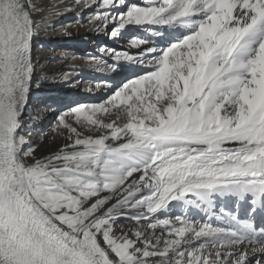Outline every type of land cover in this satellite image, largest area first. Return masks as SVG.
Instances as JSON below:
<instances>
[{"label": "snow or ice", "instance_id": "obj_1", "mask_svg": "<svg viewBox=\"0 0 264 264\" xmlns=\"http://www.w3.org/2000/svg\"><path fill=\"white\" fill-rule=\"evenodd\" d=\"M76 7L127 45L92 57L96 102L34 91L59 5L0 0V264H264V0Z\"/></svg>", "mask_w": 264, "mask_h": 264}, {"label": "rangeland", "instance_id": "obj_2", "mask_svg": "<svg viewBox=\"0 0 264 264\" xmlns=\"http://www.w3.org/2000/svg\"><path fill=\"white\" fill-rule=\"evenodd\" d=\"M136 2H139V0H136ZM78 8L76 7L74 10H72L69 16H66L64 20L59 23L58 27L54 31H48V32H54V34L60 33L65 31L67 27L70 26H65L67 23H75L76 19L74 17L77 14ZM45 32L41 33L39 35V38L42 40L45 37ZM85 34H83L84 36ZM106 41L105 44L107 47H113L117 49H126L127 45L125 44H116L114 43L108 36L105 37ZM96 41H86V42H79L75 45L76 49L73 48L74 45H70V47H67V49L73 50L76 54H74L77 60L82 61L83 63L81 64L79 62V66H71L72 60L65 59L63 61V65H61V57L55 56L54 54L57 52L56 50L60 48H64V46L55 45L52 46L50 45L49 48H46L43 46V48H46L48 56V63L50 65L48 66L45 72L46 76L45 79L41 81H37L40 85L39 88L34 89L35 93H37L40 97H48V96H56L60 97L66 101H72V100H79L82 102H96L98 98H100L102 95H106L107 93L99 94L95 91L93 92H88L86 91L87 87L85 86H80L78 85L81 81L84 83L86 79H89L93 81L92 83H96L97 81H102L106 78V73H101L98 72L95 64L96 61L92 59V57H97V58H102L101 53L98 51V48L102 46V44L98 41L97 38H93ZM58 43H60L59 39H55ZM92 42H96V46ZM109 45V46H108ZM71 46H73L71 48ZM94 46V48L92 47ZM42 48V49H43ZM134 51V50H133ZM69 66V67H68ZM66 73H71L70 78L65 81L64 75ZM67 97V98H63ZM32 110L40 113L44 117V122L47 123L49 128L52 131V128L54 127V117L56 115L55 112H49L46 111L41 105L38 103H35L32 106ZM35 136V132L33 133L32 137ZM33 139V138H32ZM39 154L40 155H45L41 149H39Z\"/></svg>", "mask_w": 264, "mask_h": 264}, {"label": "bare ground", "instance_id": "obj_3", "mask_svg": "<svg viewBox=\"0 0 264 264\" xmlns=\"http://www.w3.org/2000/svg\"><path fill=\"white\" fill-rule=\"evenodd\" d=\"M43 3L45 7H48L50 3L58 4L59 10L62 14L53 17L52 25L40 32V34L43 32L46 33L43 40L39 37L36 40H34L33 58H34V63L36 65L34 80L36 82L45 79L46 76L45 69H47L48 66L50 65V63H48L47 61L48 56L46 55L48 54H47V50L45 49L49 48L50 45L55 46L56 44L57 45L60 44L61 46H64V48H60L56 50L57 52L54 55L61 57L62 59L61 65H63V61H65V59H68L73 61L72 64L70 65L75 67L79 66V62L81 64L83 62L77 60L76 57H74L75 56L74 54L76 53L73 50L67 49V47H70V45H74V47L71 46V48L73 47L76 49L77 45L75 44L79 42L84 43L89 40L96 41L93 38H97L98 41L102 44V46H107V45H103L105 44V42H107L105 40L106 39L105 37H107V35H105L104 31L97 32L94 30L96 25L99 24V22H96V24L89 23V20L91 18V13L94 9L77 7L78 8L77 14L74 17V19H76V22L67 23L65 26H70V27H67L63 32L58 33L59 32L58 31L57 34H54V32H48V31H54L56 28L61 27L58 26L59 23H61L66 16H69L70 13H72L71 11H68L67 8L73 4V0H43ZM83 34L85 35L83 36ZM56 38L60 40V43H58L55 40ZM93 44L96 46V42H92V45ZM43 46H45L46 48H43ZM92 47L94 48V46ZM105 79L110 80L111 75H106ZM92 82L93 81L86 79L84 83H82L81 81L78 85L85 86L87 88L91 87L93 91L99 94L105 93L103 90L96 91L95 83ZM63 98H67V97H63ZM34 104L35 102L33 103V105ZM44 121L45 120L39 122L40 130L35 132V136L32 137L33 138L32 140L33 142L38 143L40 145L39 149H41V151L46 155L51 152H55L64 141L62 137L55 135L53 131H51L47 123H45ZM41 131L43 135H41Z\"/></svg>", "mask_w": 264, "mask_h": 264}]
</instances>
